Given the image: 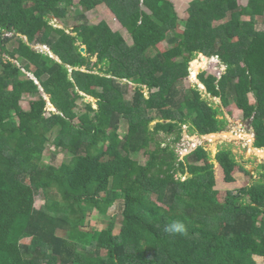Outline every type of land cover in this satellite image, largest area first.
<instances>
[{
  "label": "trees",
  "instance_id": "obj_1",
  "mask_svg": "<svg viewBox=\"0 0 264 264\" xmlns=\"http://www.w3.org/2000/svg\"><path fill=\"white\" fill-rule=\"evenodd\" d=\"M240 1L191 0L190 44L171 0H79L73 14L74 0H0V264L264 258V171L252 185L220 192L203 146L181 159L176 149L185 126L190 134L222 130V107L231 104L254 129V147L264 148V27L256 21L264 0ZM101 4L130 43L105 21L90 22L87 12ZM198 54L224 61L225 76H197L222 107L182 84ZM86 96L96 107L77 104ZM61 151L71 158L58 166ZM214 160L227 183L236 168L247 172L227 149ZM92 215L107 217L106 226L87 225ZM176 221L184 231L166 232Z\"/></svg>",
  "mask_w": 264,
  "mask_h": 264
},
{
  "label": "rangeland",
  "instance_id": "obj_2",
  "mask_svg": "<svg viewBox=\"0 0 264 264\" xmlns=\"http://www.w3.org/2000/svg\"><path fill=\"white\" fill-rule=\"evenodd\" d=\"M175 6V9L179 15L180 22L178 23L177 30L182 33H186V40L188 43H192L193 41V35L189 36V32L187 31L188 28V22L187 20V7L191 0H171ZM241 5H245L246 0H241L239 2ZM144 10V8H142ZM81 11L79 0H74V5L70 12L73 13H79ZM87 17L89 18L90 22H98V21H105L108 23V25L113 30H118L122 32L125 40L127 43L131 42V39L127 32L122 28L118 20L115 18V16L110 12L109 9L105 6V4H101L97 6L93 11L87 12ZM246 18V17H245ZM257 26L258 28L264 27V17H257ZM52 23H55V26L58 28H62L63 24L59 23L56 19L52 20ZM57 24V25H56ZM40 49L45 50L43 46H36ZM158 47L160 50L167 49L168 45L165 42H161L158 44ZM81 51V50H80ZM85 52V51H84ZM84 52H81L84 54ZM194 62V65L192 66V63ZM31 66L26 65L23 70L27 72L28 76H32L29 70ZM202 67L204 71L207 74L210 75H217L223 77L227 74L226 66L224 64V61L220 58L219 61H213L212 58L210 59H202L201 55H198L194 60L191 61L189 64V69L191 70L192 74L189 75V77L184 78L182 80V84L184 86L194 85L197 84V86L202 89L203 95L208 98L209 102H211L213 107H222L221 99L216 97H211L210 95L205 94L204 87L201 86V84L198 82L196 75L198 74V68ZM197 70V72H196ZM196 72V75H195ZM195 76V77H194ZM28 100L29 95L28 93H24L23 99L21 101V105L25 111H28ZM249 101L251 103L255 102L254 97L249 94ZM85 102H90L93 107H96L95 100L91 97H84L79 98L77 100V104L82 107ZM223 110V119L225 120L223 122V128L222 130H218L215 133L211 134H190L187 131V127L185 126L182 139L180 143L177 144L176 149L178 152V156L181 159L187 152L191 151L195 146L201 145L203 148L206 149L207 152L210 154V161L213 162L214 165V172H215V178H216V188L223 192L227 189H236L239 187H243L245 185H252L255 180L259 179V172L264 171V149H255L254 147V135L251 131V125L247 120L243 119L242 112L239 110L234 104H231L227 107H222ZM219 118H221L219 116ZM125 132V128L121 127L120 135H122ZM56 132L53 130L48 134L50 139L52 140L55 136ZM55 146L52 145L51 149ZM219 149H227L229 150L235 160L247 171L242 172L239 168H236L233 172V175L235 177V181L231 183H227L224 180L223 172L221 171L219 165L215 163L214 157L216 152ZM261 152V153H260ZM250 153H253L257 156H259V159H254V157H251ZM144 155L142 153H139L135 157V161L138 163H143L144 161ZM71 157L67 155L66 153H63V151L59 152L56 155L55 158V164L58 166L63 165L65 161H68ZM259 162V163H258ZM117 207L116 205L111 207L110 213L116 214ZM106 219L107 217H99L91 216L87 218V225H89L92 228L100 229L104 226H106ZM114 232H118V226L114 229ZM256 260L258 264H264V258L262 257H256Z\"/></svg>",
  "mask_w": 264,
  "mask_h": 264
},
{
  "label": "clouds",
  "instance_id": "obj_3",
  "mask_svg": "<svg viewBox=\"0 0 264 264\" xmlns=\"http://www.w3.org/2000/svg\"><path fill=\"white\" fill-rule=\"evenodd\" d=\"M106 6V5H105ZM108 9V8H107ZM84 47V46H83ZM44 48H45V50H47V47L46 46H44ZM85 53V52H84ZM198 55H201V57L203 58H205V59H210V58H212V57H218V56H216V55H213V56H209V57H207V56H204L203 54H198ZM197 55V56H198ZM196 56V57H197ZM203 58V59H204ZM220 58L218 57V60H219ZM194 60V59H193ZM191 63V62H190ZM202 68V67H201ZM204 71V69L202 68V71L201 72H203ZM201 72H199V69H198V74L199 73H201ZM28 74V73H27ZM192 74V72H191V70L189 69V75H191ZM198 74L196 75V77L195 78H197V76H198ZM32 75V74H31ZM214 76H216L218 79L220 78V76H217V75H214ZM189 77V76H188ZM31 78H34L33 77V75L31 76ZM197 80H198V78H197ZM198 82L201 84V86L202 87H204V85L198 80ZM197 85V84H196ZM198 87V86H197ZM204 89H205V87H204ZM202 90V89H201ZM40 93H41V95L43 96V98H44V100L46 101V103H48V101H50V96H49V94H47V93H45V92H43L42 90H40ZM47 107H48V109L49 110H51V111H53L52 109H50V107L47 105ZM53 112H56V111H53ZM251 131H252V133H253V135H254V141H255V133H254V129L251 127ZM215 133V132H214ZM208 134H211V133H208ZM205 135H207V134H205ZM254 145V144H253ZM196 147V146H195ZM194 147V148H195ZM193 148V149H194ZM255 149H261V148H256L255 147ZM262 149H264V148H262ZM190 152V151H189ZM188 153V152H187ZM259 163V162H258ZM165 231L166 232H168V233H172V234H175V233H182L183 231H184V225L182 224V223H180V222H178V221H176V222H173V223H171L170 225H168V226H166V228H165Z\"/></svg>",
  "mask_w": 264,
  "mask_h": 264
},
{
  "label": "bare ground",
  "instance_id": "obj_4",
  "mask_svg": "<svg viewBox=\"0 0 264 264\" xmlns=\"http://www.w3.org/2000/svg\"><path fill=\"white\" fill-rule=\"evenodd\" d=\"M199 68H201V67H199ZM198 68V69H199ZM197 69V70H198ZM197 70H196V72H197ZM196 72H195V75H196ZM261 151H264V150H261ZM261 153V152H260ZM250 155H251V157H254V159H259V156H257V155H255V154H253V153H250ZM263 155H264V153H263Z\"/></svg>",
  "mask_w": 264,
  "mask_h": 264
},
{
  "label": "crops",
  "instance_id": "obj_5",
  "mask_svg": "<svg viewBox=\"0 0 264 264\" xmlns=\"http://www.w3.org/2000/svg\"><path fill=\"white\" fill-rule=\"evenodd\" d=\"M86 97H88V96H86ZM93 99L96 101L95 98H93ZM47 105L50 107V109H52L53 111H56V109L52 106V104L50 103V101H48Z\"/></svg>",
  "mask_w": 264,
  "mask_h": 264
},
{
  "label": "water",
  "instance_id": "obj_6",
  "mask_svg": "<svg viewBox=\"0 0 264 264\" xmlns=\"http://www.w3.org/2000/svg\"><path fill=\"white\" fill-rule=\"evenodd\" d=\"M80 50H81V52H84L85 51V47H81L80 48ZM204 58V57H203ZM205 59V58H204ZM202 71V68H199V72H201Z\"/></svg>",
  "mask_w": 264,
  "mask_h": 264
}]
</instances>
